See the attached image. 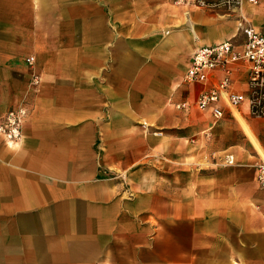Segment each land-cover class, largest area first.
<instances>
[{
  "label": "crops",
  "instance_id": "obj_1",
  "mask_svg": "<svg viewBox=\"0 0 264 264\" xmlns=\"http://www.w3.org/2000/svg\"><path fill=\"white\" fill-rule=\"evenodd\" d=\"M193 0H0V112L41 81L17 142L0 136V264H264V116L194 105L193 51L264 30ZM240 15V16H239ZM183 104V106H182ZM231 155L233 163L220 159Z\"/></svg>",
  "mask_w": 264,
  "mask_h": 264
},
{
  "label": "built area",
  "instance_id": "obj_2",
  "mask_svg": "<svg viewBox=\"0 0 264 264\" xmlns=\"http://www.w3.org/2000/svg\"><path fill=\"white\" fill-rule=\"evenodd\" d=\"M247 1L255 2V0ZM238 2L239 0H193L196 6L227 9H233ZM240 31L243 35L240 44L223 40L197 47L192 53L191 61L183 76L185 82L203 83L211 71H221L220 79L201 90L193 102L197 109L209 110L216 119L222 115V110L216 103L218 99L224 98L226 103L232 107L244 100L241 93L231 90L233 66L238 67V64L245 67L248 89L246 102L249 113L256 117L264 116V30L244 25L240 27ZM25 60L30 73V86L39 89L41 76L35 69V58L29 55ZM25 114L24 107L9 110L0 122V132L4 133L7 138L18 139L20 121ZM220 161L223 164L233 163L232 156L228 154L224 155ZM253 167L256 183L259 188L264 189V160L255 162Z\"/></svg>",
  "mask_w": 264,
  "mask_h": 264
},
{
  "label": "rangeland",
  "instance_id": "obj_3",
  "mask_svg": "<svg viewBox=\"0 0 264 264\" xmlns=\"http://www.w3.org/2000/svg\"><path fill=\"white\" fill-rule=\"evenodd\" d=\"M258 0H255V2H249L247 0H239V2L233 6V9H227V8H222V7H219L222 11H227V12H232L234 13L235 10H240L242 8V6L245 4L244 2H247V3H250V4H255ZM240 16V15H239ZM26 57L27 56H24V61L26 63ZM27 65V63H26ZM28 67V66H27ZM35 69L37 70L38 73H40L38 71V68L35 67ZM30 73H29V79H28V83H27V86L26 88L24 89V91L22 92V94L16 99L15 103L13 104L12 107H10L9 109H6L5 111H2L0 112V122L5 118V115L6 113L9 111V110H13V109H16L18 107H24L26 109V114L24 115L23 119L20 121V125H19V136L20 134L22 133V126L23 124L27 121V116L29 115L30 111L33 110V108H30L31 107V99L34 98L38 92H39V89H34L30 86ZM0 136H2L4 139H14L13 141L14 142H17L18 139L17 138H7L5 136L4 133L0 132Z\"/></svg>",
  "mask_w": 264,
  "mask_h": 264
},
{
  "label": "bare ground",
  "instance_id": "obj_4",
  "mask_svg": "<svg viewBox=\"0 0 264 264\" xmlns=\"http://www.w3.org/2000/svg\"><path fill=\"white\" fill-rule=\"evenodd\" d=\"M8 141H10V142H13V140L12 139H7Z\"/></svg>",
  "mask_w": 264,
  "mask_h": 264
}]
</instances>
